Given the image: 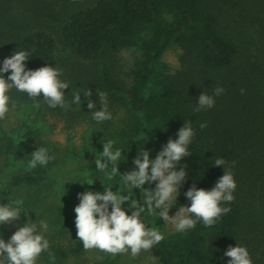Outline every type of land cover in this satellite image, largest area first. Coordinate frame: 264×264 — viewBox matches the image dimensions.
<instances>
[{"label":"trees","instance_id":"16d2710c","mask_svg":"<svg viewBox=\"0 0 264 264\" xmlns=\"http://www.w3.org/2000/svg\"><path fill=\"white\" fill-rule=\"evenodd\" d=\"M173 44L183 53L170 74L162 57ZM130 49L138 58L126 82L111 58ZM91 79L137 115L134 159L123 178L152 156L182 189L159 222L189 209L185 228L164 239L143 226L151 206L129 200L142 185L120 204L97 195L100 206L126 209L116 245L143 234L158 264H264V0H0V106L70 122L73 92ZM22 124L20 135L0 133L5 188L60 176L20 164L19 146L43 129ZM17 210L23 264H61L83 249L81 242L70 250L44 245L27 208ZM62 219L70 228L69 213Z\"/></svg>","mask_w":264,"mask_h":264},{"label":"rangeland","instance_id":"374dc122","mask_svg":"<svg viewBox=\"0 0 264 264\" xmlns=\"http://www.w3.org/2000/svg\"><path fill=\"white\" fill-rule=\"evenodd\" d=\"M182 53L176 44L164 52L162 61L170 74L181 68ZM137 58V51L122 50L111 58L112 69L129 82L126 72ZM87 68L94 72L90 64ZM91 81L88 88L73 92L75 117L71 116L70 122L64 114L47 115L38 121L40 117L31 109L24 113L23 109L0 106V133L20 135L24 121L32 128H43L38 137L19 146L20 164L51 167L60 175L17 187L0 184V253L5 264L24 261L17 205L27 208L38 233L44 236V245L54 243L70 250L83 243L79 254L70 255L61 264H158L143 234L135 235L125 245H116L115 234L127 226L126 209L112 211L100 206L97 195L120 204L129 199L133 187L142 185L144 189L129 200L151 206L143 226L164 239L176 237L189 220V209L183 208L168 212L159 222L165 206L182 197V189L163 162L149 156L132 175L123 178V168L134 159L132 125L137 115L124 97L106 91L98 80ZM2 147L0 141V168L5 163ZM95 165L99 169L91 170ZM64 211L70 215L68 229L61 227Z\"/></svg>","mask_w":264,"mask_h":264}]
</instances>
